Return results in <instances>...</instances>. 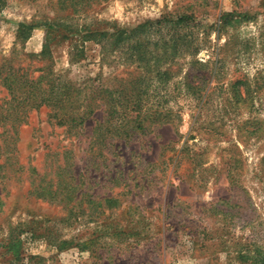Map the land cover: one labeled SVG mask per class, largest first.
<instances>
[{
	"label": "rangeland",
	"instance_id": "374dc122",
	"mask_svg": "<svg viewBox=\"0 0 264 264\" xmlns=\"http://www.w3.org/2000/svg\"><path fill=\"white\" fill-rule=\"evenodd\" d=\"M1 2L0 264H264V0Z\"/></svg>",
	"mask_w": 264,
	"mask_h": 264
},
{
	"label": "trees",
	"instance_id": "16d2710c",
	"mask_svg": "<svg viewBox=\"0 0 264 264\" xmlns=\"http://www.w3.org/2000/svg\"><path fill=\"white\" fill-rule=\"evenodd\" d=\"M39 1V0H30ZM49 6L55 12L66 11L67 9L81 8L96 2L97 0H45ZM2 2L0 0V6ZM185 17L179 18L178 22H181ZM3 66V65H2ZM0 65V82L6 88L8 93L15 95V92H20L21 97H18V101L15 103L7 102L5 111L6 114L0 118V126L4 127L6 125L11 126L12 129L15 128L20 122H24V119L19 113H22L26 117L28 110H38L42 107L50 108L51 114L50 118H55L57 125H73L76 123H83L81 117L73 116L71 112L77 102V96L71 93L74 88V84L64 85L60 92L55 90L53 86L49 89H44L42 87V76H38L33 79L27 76V73L17 75L18 70H13L9 68V72L3 75L4 68ZM25 79V80H24ZM23 80V81H22ZM13 91V92H10ZM77 90H74L76 92ZM110 94V93H109ZM108 94V95H109ZM73 108V109H72ZM4 132V131H3ZM2 134V133H0ZM44 188V187H43ZM38 195L44 194L38 189Z\"/></svg>",
	"mask_w": 264,
	"mask_h": 264
}]
</instances>
